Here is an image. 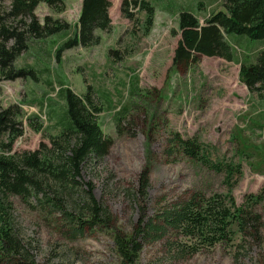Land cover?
Listing matches in <instances>:
<instances>
[{
    "label": "rangeland",
    "instance_id": "rangeland-1",
    "mask_svg": "<svg viewBox=\"0 0 264 264\" xmlns=\"http://www.w3.org/2000/svg\"><path fill=\"white\" fill-rule=\"evenodd\" d=\"M147 1L155 13L148 33L143 32L144 12L129 21L120 15L121 0H109L110 31L96 32L97 45L61 50L58 60L56 50L76 30L82 0H64L62 8L40 3L35 9L38 21L65 23L66 29L30 37L15 66L33 67V75L0 80V110L15 106L22 129L5 154L34 151L59 133L61 88L81 96L89 90L99 108L97 123L113 143L100 162L85 168L80 180L93 184L95 197L111 211L114 229L95 227L74 237L58 212L16 195L2 200L0 214L11 221L34 264H123L112 234L131 231L138 216L132 194L148 168V215L193 193H229L237 205L260 214L261 242L241 237L234 223L228 240L192 254L182 253L186 247L176 235L146 243L135 264H264V201L251 206V198L264 188V96L247 90L238 64L254 61L264 41L231 35L234 62L200 56L198 63L176 71L172 56L180 37L178 14L190 11L202 23L210 13L223 10L222 1ZM9 4L0 0L4 10ZM171 132L197 139L211 162L239 163L240 175L225 182L222 171L187 157H167L163 151ZM0 139L7 142L6 136Z\"/></svg>",
    "mask_w": 264,
    "mask_h": 264
},
{
    "label": "trees",
    "instance_id": "trees-1",
    "mask_svg": "<svg viewBox=\"0 0 264 264\" xmlns=\"http://www.w3.org/2000/svg\"><path fill=\"white\" fill-rule=\"evenodd\" d=\"M221 1L223 10L210 13L202 23L190 11L178 14L180 37L173 51V69L177 71L196 64L200 56L232 62L235 52L229 40L231 35L264 41V0ZM40 3L62 8L64 0H10L8 9L0 6V80L33 75V67L15 66L18 56L28 48L30 37L49 36L66 29L65 23H40L35 16ZM80 4L76 30L57 48V60L61 50L97 45L100 36L96 32L111 29L109 0H82ZM138 12L145 14L143 32L148 33L153 24L154 6L147 0H121L120 15L124 18L133 21ZM238 64L239 79L247 90L264 96V50L256 54L254 61L243 59ZM61 94L64 111L58 119L59 133L50 136L48 144L42 143L34 151L5 154L11 151L22 129L15 106L0 110V138H7L6 143L0 139V204L9 195L24 200L33 198L42 209L50 208L63 216L74 237L95 227L114 229L111 211L95 197L93 184L80 180L85 168L100 162L113 142L97 123L99 108L91 100L89 90L81 96L61 88ZM167 136L163 151L167 157H187L211 170L222 171L225 182L240 175L239 163L211 162L197 139L175 132ZM148 172L145 168L140 173L136 192L132 194L138 216L131 231H113L112 234L115 251L123 264H135L146 243L165 236L176 235L183 239L186 247L181 250L183 254L209 248L228 240L234 223L241 237L249 236L255 244H260V214L237 205L229 193L223 196L193 193L188 198L162 205L148 215ZM232 187L233 184H229L228 188ZM251 199V206L263 202L264 188ZM247 228H250L248 232ZM0 263L34 264L29 248L19 239L11 221L1 214Z\"/></svg>",
    "mask_w": 264,
    "mask_h": 264
}]
</instances>
